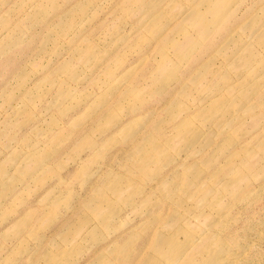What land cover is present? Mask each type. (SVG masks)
I'll return each mask as SVG.
<instances>
[{"label": "rangeland", "instance_id": "obj_1", "mask_svg": "<svg viewBox=\"0 0 264 264\" xmlns=\"http://www.w3.org/2000/svg\"><path fill=\"white\" fill-rule=\"evenodd\" d=\"M0 264H264V0H0Z\"/></svg>", "mask_w": 264, "mask_h": 264}]
</instances>
